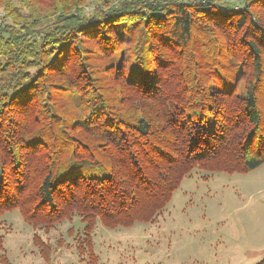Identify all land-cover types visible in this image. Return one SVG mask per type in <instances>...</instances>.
Returning <instances> with one entry per match:
<instances>
[{"label": "trees", "instance_id": "16d2710c", "mask_svg": "<svg viewBox=\"0 0 264 264\" xmlns=\"http://www.w3.org/2000/svg\"><path fill=\"white\" fill-rule=\"evenodd\" d=\"M263 163L264 0H0V215L44 264L39 228L78 216L97 264L98 223L152 221L194 167Z\"/></svg>", "mask_w": 264, "mask_h": 264}, {"label": "rangeland", "instance_id": "374dc122", "mask_svg": "<svg viewBox=\"0 0 264 264\" xmlns=\"http://www.w3.org/2000/svg\"><path fill=\"white\" fill-rule=\"evenodd\" d=\"M68 228L82 233L83 223L74 216L36 231L52 246V264H88ZM34 231L17 210L0 215L9 264H44ZM93 242L97 264H254L264 255V163L240 173L194 167L152 221L112 229L98 223Z\"/></svg>", "mask_w": 264, "mask_h": 264}]
</instances>
